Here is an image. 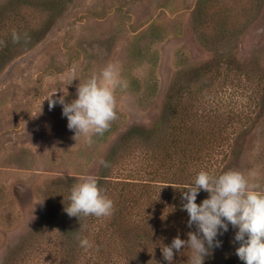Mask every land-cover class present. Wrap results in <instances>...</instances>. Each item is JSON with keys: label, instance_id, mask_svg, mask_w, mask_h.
I'll return each instance as SVG.
<instances>
[{"label": "rangeland", "instance_id": "1", "mask_svg": "<svg viewBox=\"0 0 264 264\" xmlns=\"http://www.w3.org/2000/svg\"><path fill=\"white\" fill-rule=\"evenodd\" d=\"M8 1L0 0V6ZM202 1L56 0L42 39L31 42L22 37L14 42V55L0 63V264L8 263L9 250L31 229L42 224L53 228L56 220L58 228L72 226L77 217H69L64 208L74 184L88 176L97 179L130 130L159 125L171 89L215 63L214 52L202 45L198 28ZM223 1L228 4L231 32L220 39L219 54H225L231 79L242 78L241 85L249 86V91L252 81L246 78L253 74L258 84L253 91L258 93L251 101L233 90L231 95L234 82L224 90V98L208 102L210 108L224 104L228 110H237V103L243 102L235 117L224 112L219 121L226 127L225 138L210 170L216 175L239 171L264 190V0ZM24 42L27 46L19 47ZM108 63L120 66L127 86L115 91L116 119L89 144L83 136L73 138L62 106L49 110L45 99L60 90L55 95L64 94L70 102L79 82ZM72 76L78 79L68 85ZM200 199L198 195L199 203ZM146 207L142 203V209ZM176 211L179 215H167L175 218V231L165 234L161 226L154 229V259L149 264H168L161 242L170 244L177 235L186 240L189 231H196L187 226V214ZM235 231L229 225L218 237L221 247L204 264H244L236 255ZM45 234L49 236L43 242L49 249L44 254L53 257V248L58 253V236ZM145 234L141 232L138 243L148 238ZM181 251L174 254V264H190L191 250Z\"/></svg>", "mask_w": 264, "mask_h": 264}, {"label": "trees", "instance_id": "2", "mask_svg": "<svg viewBox=\"0 0 264 264\" xmlns=\"http://www.w3.org/2000/svg\"><path fill=\"white\" fill-rule=\"evenodd\" d=\"M55 3L56 0H10L0 6V63L14 55L11 51V47H16L12 46L13 29L26 33L25 39L31 42L42 39L48 14ZM202 4L198 10V28L202 45L214 52L215 63L199 69L195 79L171 89L159 125L153 129L130 130L105 161L97 180L114 201L112 215L106 218L81 215L67 229L58 228L57 220L54 225L57 228L48 229L43 224L33 228L9 250L7 264L153 263L154 229L161 226L165 234L169 229L175 231V218H167V215H179L176 210L187 214L181 207V191L194 181L198 172L206 170L215 174L216 171L210 170V162L220 148V140L225 138L226 128L219 121L225 114L235 117L243 105V102L237 103V110L234 107L228 110L224 104L211 108L207 105L224 98V90L235 80L231 79V70L223 58L225 54H219L220 39H227L231 32L228 4L223 0H203ZM253 77L252 74L246 79L252 81L253 87H258ZM242 81L238 78L230 92L233 90L236 96L242 94V99L254 100L258 92L253 91V87L249 91L251 88L242 86ZM199 195L200 200L208 197L203 190ZM144 202L147 207L142 209ZM192 228L195 230L196 226ZM47 232L58 236V253L53 248L56 253L53 257L44 254L49 249L48 242H43L49 236ZM141 232L148 238L138 243ZM83 237L93 243L87 251L79 244Z\"/></svg>", "mask_w": 264, "mask_h": 264}, {"label": "clouds", "instance_id": "3", "mask_svg": "<svg viewBox=\"0 0 264 264\" xmlns=\"http://www.w3.org/2000/svg\"><path fill=\"white\" fill-rule=\"evenodd\" d=\"M22 36L26 38L27 34L12 30L13 42H19ZM75 79L78 78L72 76L68 85ZM126 86L120 66L108 63L98 74L93 73L85 82H79L76 98L70 102H66L64 94L55 95L60 90L45 100L49 110L57 104L62 106V116L67 118V128L73 131V138L83 136L91 144L93 136L103 135L116 119L115 91ZM185 189L181 191V207L188 214L187 226L195 225L196 231H189L186 240L177 235L170 244L161 242V253L168 264H174V254H181L185 248L191 250L190 264H204L205 258L221 247L218 237L229 230V225L236 230L233 243L239 244L235 249L237 257L244 264H264V190L258 184L235 170L219 175L201 170ZM202 190L209 195L197 203ZM68 199L64 211L69 217L106 218L114 211L113 199L92 176L74 184ZM79 244L86 251L93 247L87 237L80 238Z\"/></svg>", "mask_w": 264, "mask_h": 264}]
</instances>
